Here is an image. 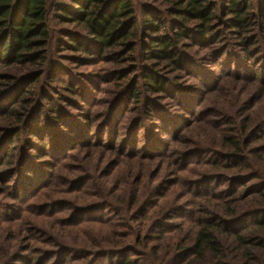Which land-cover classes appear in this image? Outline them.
<instances>
[{
	"label": "rangeland",
	"instance_id": "374dc122",
	"mask_svg": "<svg viewBox=\"0 0 264 264\" xmlns=\"http://www.w3.org/2000/svg\"><path fill=\"white\" fill-rule=\"evenodd\" d=\"M82 1L49 0L47 68L32 110L43 111L50 135L25 131L5 153L0 135V264H213L211 252L199 257L187 245L183 256L175 247L208 223L222 262L246 264L239 238L264 239V48L256 24L242 32L213 0L216 19L199 44L192 35L179 44L183 68L175 70L150 59L155 34L143 29L153 14L168 24L163 31H179L180 18L162 0H128L142 33L117 57L63 20ZM243 3L260 16L262 0ZM154 77L162 92L150 87ZM244 120L248 132L234 155L223 141ZM137 235L143 240L132 247ZM151 247L161 248V261L151 260ZM252 253L264 264L260 250Z\"/></svg>",
	"mask_w": 264,
	"mask_h": 264
},
{
	"label": "trees",
	"instance_id": "16d2710c",
	"mask_svg": "<svg viewBox=\"0 0 264 264\" xmlns=\"http://www.w3.org/2000/svg\"><path fill=\"white\" fill-rule=\"evenodd\" d=\"M172 13L180 18L178 32L169 34L163 31L168 25L164 20L149 14L150 20L143 29L155 34L152 47L149 48L150 59H158L175 70L183 68V55L179 51V44L183 40L199 42L205 39L207 31L214 21L213 0H162ZM262 6L257 9L259 17L252 14L253 5L243 3L244 0H222L227 5L223 11L232 17L235 27L242 32L253 24L259 29V41L264 48V0ZM115 2V3H114ZM114 3V4H113ZM49 0H0V135L3 137V152L11 149L16 137L25 131L29 134L47 137L50 135L41 123L43 111L38 106L32 110L35 99V85L46 72L47 50L50 41V29L48 16L50 11ZM70 19L63 20L78 24L87 37L88 45L102 51H128V42L135 39L139 32H134L136 17L131 3L128 0H84L77 10L73 9ZM63 23V22H62ZM243 45L249 44L244 37ZM80 46V44H79ZM151 48H155L151 50ZM147 55V54H146ZM154 77L149 81L154 92H162L163 84ZM132 96H137L133 94ZM111 111L104 116L107 129H113L114 117ZM118 123V122H117ZM249 124L244 120L242 131H239L234 139H224V147L232 154L241 152L240 139L247 135ZM81 130V129H80ZM77 134L76 138L84 140V136ZM69 139L68 141H71ZM10 147L8 148V146ZM77 146V145H75ZM74 148V147H73ZM11 157V156H10ZM10 157L8 159H10ZM33 186V185H30ZM134 199H130L133 202ZM260 201L263 208L259 221L260 235H264V190L260 193ZM134 205V204H133ZM135 238L132 247H138L143 238L140 235ZM215 236L213 225L208 223L203 230L191 241L177 244L176 250L188 254L187 245L195 249L201 257L205 252L213 253V264H224L219 256L218 248L213 240ZM129 238V237H126ZM113 241L101 242L99 246H110ZM135 243V244H134ZM239 243L246 248L244 259L246 264H254L253 249H258L264 254V239L255 236L251 239L239 238ZM160 247H151V260L157 262L162 259L159 256ZM197 263V259L193 264ZM124 264H130L126 262ZM150 264H153L150 262Z\"/></svg>",
	"mask_w": 264,
	"mask_h": 264
}]
</instances>
